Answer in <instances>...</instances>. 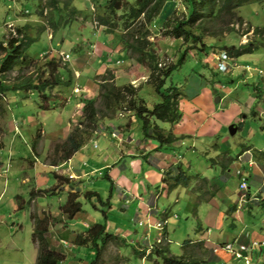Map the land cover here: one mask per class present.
I'll return each instance as SVG.
<instances>
[{
	"label": "rangeland",
	"instance_id": "obj_1",
	"mask_svg": "<svg viewBox=\"0 0 264 264\" xmlns=\"http://www.w3.org/2000/svg\"><path fill=\"white\" fill-rule=\"evenodd\" d=\"M58 1L59 10L55 11L51 0H0V43L7 46L10 38L18 36L17 28H22L24 34L37 38L27 50V54L34 59V66L24 74L36 75L37 68L43 67L51 58L59 60V53L70 55L69 63L62 62V66L73 74L72 87H59L51 91L50 110L40 108L39 95L35 91L8 92V111L5 118L0 117V264H36L38 249L33 242L31 214L36 213L43 217V212H51L56 218L60 209L62 212L61 206L68 199L67 192L49 196L40 194L46 187H53L56 183L54 170L49 164L62 155V151L57 154L56 147L62 145L73 130L84 128L81 125L83 99L96 100L100 111L99 129L106 122V117L102 116L105 112L103 102L98 93V83L103 80L106 71L110 70L115 76L116 85L132 83L135 87H140V95L150 107L161 102L160 95L146 83L148 69L136 61L131 51H124V44L120 41L121 33L106 34L105 28L96 21L97 15L105 12L108 0ZM173 1L169 0L162 14L150 24L148 39L157 49L162 64H177L184 56L182 64L166 82V87L177 86L183 93L180 101L183 117L172 128L175 135L181 137V141L170 151L162 152L167 156L158 154L162 171L155 163L150 164L146 158L133 160L134 158L128 156L109 167L110 173L114 170L113 176L119 181L116 182L115 189H112V184L106 177L108 169L99 174L94 173L93 178L87 179V188L81 189L82 212L75 219L66 220L71 232L63 235V242H60L58 236L63 233L62 228L53 233L52 228L50 229L51 241L56 246L61 245L57 249L67 255L61 264H89L95 259L96 250L75 246L72 235L87 231L89 226L105 224V214L108 215V231L111 234L116 235L120 225L119 228L126 229L128 235L120 232L119 240L107 246L102 255V264H164L160 258L148 256L151 249L148 248L150 252H147L144 243L147 239L150 244H154V236L159 232L151 227L153 237L147 235L150 221L147 216L144 219L138 218L139 210L136 209L140 205L137 199H129L135 190L138 198L144 199L146 209L154 207L160 211L157 220L160 218L163 222L162 213L167 212L165 218L169 221V235L166 238L164 230H159L162 235L156 243L168 245L173 255L182 256L185 250L194 249L196 258L210 264L211 260H220L221 255L227 253L223 251L226 244L234 242L240 245L237 241L243 229H248L264 239V208L261 205L264 201L263 197L256 199L259 194L264 196V160L260 161L255 155L258 151H264V35L256 33L257 29L264 28V1L243 5L236 11V18H241L242 23L231 22L227 27L224 26L225 29L220 30L217 37L204 38L206 45L218 48L240 47L250 42L258 44L256 51L237 58L228 57L221 52L204 53L199 49L189 48L191 43L183 39L168 36L165 33L167 29L161 24L163 20L174 9V18L187 15L185 4L181 0ZM67 3L68 8L65 7ZM106 53L110 54L109 58ZM102 54L103 60L99 59ZM83 56L87 58L86 62H82L87 67L84 74L89 76L91 72L93 79L95 78L93 83L77 82L80 75L74 69L77 67L76 61ZM3 57L4 54L0 52V66ZM94 58H98L96 62ZM107 59L111 61L110 67L106 66ZM117 59L122 61L114 65ZM18 70L8 75L7 85L15 82ZM217 97L220 98L219 103L216 102ZM15 117L23 119L25 129L14 121ZM107 118L111 119L109 116ZM130 118L131 132L135 140L142 143V122L135 115L131 117L129 112L119 113L112 120H108L106 126L116 128L125 125ZM242 121L243 128L238 131L236 126V134L230 135L229 126ZM159 125L166 131L171 129L169 123L160 122ZM102 129V134L93 135L94 144L90 141L85 144L87 148L83 153L90 159L103 153L109 144L107 140H113L110 138L111 133L105 131L104 127ZM115 134L118 136L116 139H122L119 132ZM149 141L146 139L145 142ZM112 142L116 144L115 140ZM34 143H37L36 150L33 149ZM249 148L251 149L248 150ZM136 160L139 161L138 164H131ZM248 160L256 168V173L253 175L250 169L252 175L246 176L249 181L247 192H244L240 189L241 179L237 171L245 170L241 163ZM120 164L126 167L123 172H120ZM172 164L176 166L172 167ZM179 165L192 177L190 187L180 186L170 190V181L165 184L162 178L158 184H151L146 179L147 170L156 171L163 177L170 168L176 170ZM227 166L228 170L225 171ZM59 168L61 167H55L58 174L73 178V175L60 173ZM198 178H206L208 185L205 187ZM143 185H150L151 195L148 190L140 192ZM119 188L126 189L123 197L118 193ZM198 188L202 189L201 194L196 193L195 189ZM33 190H37L38 196L31 202ZM88 191L97 193L101 201L87 200L84 194ZM158 191L160 196L155 199ZM215 191L214 198H211ZM250 191L254 194V199L250 202L253 210L251 213L244 209L245 196ZM18 196L24 199L23 209H20L17 202ZM127 197L130 201L128 203ZM202 198L210 201H202ZM150 201L152 206H149ZM235 204L238 205L236 214L231 213L229 208ZM125 206L128 207L127 210H123ZM57 220H60V216ZM201 238L209 240L210 243L206 244L204 241L203 245H197ZM187 240L196 243L185 246ZM260 246L263 254L261 260L259 258V264H264V244L260 243L259 249ZM143 252L146 253L144 258L141 255ZM256 261L254 259L253 263L256 264ZM235 263L243 264L244 261L235 259L232 264Z\"/></svg>",
	"mask_w": 264,
	"mask_h": 264
},
{
	"label": "trees",
	"instance_id": "obj_2",
	"mask_svg": "<svg viewBox=\"0 0 264 264\" xmlns=\"http://www.w3.org/2000/svg\"><path fill=\"white\" fill-rule=\"evenodd\" d=\"M168 1L108 0L105 6V12H101L96 17L98 24L105 28L104 32L106 34L121 33L120 41L124 44V51H131L136 61L148 69L149 77L146 83L151 85L161 97L160 103L150 107L148 102L141 97L140 87H135L132 83L116 85L114 82L115 76L108 70L103 80L98 83V93L105 111L102 113V116L114 118L121 112H129L131 115H135L142 122L144 138L154 141L157 144L154 152H168L181 141V137L176 136L172 128L180 123L183 117L180 108L183 93L177 86L172 85L166 87V82L172 76L174 70L182 64L184 56L177 64H162L157 49L148 39L150 24L162 14ZM254 1L263 2L264 0H181L187 8V15L184 14L183 18H174L172 17L175 11L174 9L173 13L166 17L161 24L167 29L165 33L168 36L183 39L185 42L191 43L192 46L189 45V48H196L204 53L212 51L215 54H219L221 52L228 57L237 58L253 53L258 49V44L250 42L240 47L218 48L206 45L204 38L207 36L217 37L220 30L225 29L224 26L231 22L242 23L241 18H236V11L243 5ZM51 2L55 5L54 10H59L57 7V5L59 6V1L51 0ZM68 6L69 3L65 4L66 8ZM73 13L75 12L73 11ZM17 32L18 36L10 38L7 46H4V43H0V52L4 54L0 66V117L2 118H5L8 111V104L6 102L10 90L25 93L35 91L39 95L40 108L50 110L51 91L59 87L70 88L73 84V74L62 66L60 58L59 60L57 58H51L43 67L37 68L36 75L32 73L26 76L24 73L34 66V59L27 54V50L37 38L24 34L22 28H17ZM256 33L263 36L264 28L257 29ZM204 66L208 67L207 64ZM17 69L19 70L15 82L10 86L7 85L8 75ZM64 73L66 74L64 75ZM64 99L67 101L66 97H63ZM82 102H84V107L82 110L81 125L84 128H76L73 130L67 137V140L62 145L56 147L55 151L57 154L62 151V155L53 161L55 163L53 164L54 166L70 159L88 141V137L99 128L100 111L96 106V100L83 99ZM160 122L169 123L171 129L166 131L159 125ZM243 124V121L235 124L238 127V131L243 128ZM36 146L37 143H34V150H36ZM255 155L260 161L264 160V151H258ZM145 158L147 159V157ZM174 165L172 164L171 166L173 167ZM244 169L250 173L249 168L244 166ZM227 170L228 166L225 167V171ZM166 173H164L163 182L165 184L169 181L172 182L168 184L170 190H174L180 186H191L192 177L188 176L180 165L176 167V170L170 168ZM55 178L61 182L60 184H64L63 180H66L58 174H55ZM107 179L109 178L107 177ZM198 179L204 183L205 187L208 185L206 178ZM57 188L58 186L45 192L50 193ZM195 190L198 194L202 193V189L198 188ZM215 193L216 191L212 192L211 198H214ZM251 194L246 195L247 205L245 204V209L249 213L253 211L250 204L253 198ZM84 195L87 200H91L92 196H98L95 192H89ZM37 196V192L33 190L31 192V201ZM198 197L201 196L198 195ZM256 197L257 199L263 197L262 199L264 201V196L259 194ZM80 198L81 194L78 192H70L68 194V200L62 206V213L67 219L73 220L76 215L82 212L83 205L80 202ZM17 201L20 209H23L25 202L21 200L20 196L17 197ZM202 201L207 202L210 200L203 199ZM261 205L264 208V202ZM229 208L231 209V213H235L238 205H230ZM31 220L33 222V242L37 245L38 249L36 264H61L66 260L67 256L53 249L47 236L53 223V217L45 212H43V217L32 213ZM119 238V236L111 234L105 224H95L88 228L87 231L77 233L73 240L75 246L88 247L96 250L95 259L89 264H102V255L105 249L110 243L118 241ZM189 242L186 241L185 244ZM203 243L205 242H199L197 245H203ZM254 250V258H260L263 249L261 247L259 249V246H256ZM135 252L139 254L138 251L135 250ZM141 255H143L142 258L146 257L145 252ZM185 255L187 253L183 256L171 254L169 246H164L162 242L153 244L151 252L148 254L149 257L160 258L164 264H207L205 260H200L192 256L193 253L190 256Z\"/></svg>",
	"mask_w": 264,
	"mask_h": 264
},
{
	"label": "crops",
	"instance_id": "obj_3",
	"mask_svg": "<svg viewBox=\"0 0 264 264\" xmlns=\"http://www.w3.org/2000/svg\"><path fill=\"white\" fill-rule=\"evenodd\" d=\"M106 55H107V58H109L110 56V54L108 55L107 53H106ZM112 55H113V53H112ZM109 56V57H108ZM104 59V55L102 54V56L100 57L99 56V59ZM85 59H87V58H85L84 56L83 57H81L80 59H79V61H76V64H77V67H76V69H74L75 70V72H77L79 75H80V78H79V80L77 81V82H81L82 83V81H85L87 84L91 81L92 82V80H94L93 79V77H92V75H91V72H90V74H89V76H86L84 73H85V70H86V68H85V66H84V64H82V62H86V60ZM95 59V58H94ZM96 59H98V58H96ZM96 59H95V62H96ZM102 59V60H103ZM88 60H90V58L88 59ZM119 59H117V61H118ZM99 61V60H98ZM95 62H93L94 64H92V66H94L95 65ZM109 62H111L110 61V59H107V67H110L111 65H110V63ZM80 64H82V67L80 66ZM102 68V67H101ZM101 68H99V69H101ZM98 69V70H99ZM84 79H86V80H84ZM81 80V81H80ZM89 81V82H88ZM95 81H97V80H95ZM93 83V82H92ZM84 86H85V84H84ZM86 88H88V86L86 85L85 86ZM93 89V88H92ZM70 99H68V101H69ZM77 101H78V99H77ZM130 116V115H129ZM131 117H133V115H131ZM119 118V117H118ZM107 120H105L106 122L105 123H103L102 125V127H104L105 129H107L108 130V127H109V125H107L106 126V124H107V122H108V120H112V118L111 119H108V118H106ZM15 122H17V124L19 125V126H21V127H23L24 129H25V123L23 122V119H18L17 117H15V120H14ZM132 121V118H130V121L128 122H126L125 123V125H121V126H117L115 129L119 132V134L121 135V137H122V139H115V138H112V137H110V138H112L113 140H115L116 141V144H114L112 141L110 142L109 140H107L108 142H109V144H107V147H105V150L103 151V153H101L100 155H98L97 157H93V158H91L90 159V157L89 156H86L83 152L86 150V148H87V146L84 144L83 145V147H81L80 149H79V151H77L70 159H68V161L66 162V161H64V162H62V163H60L61 165L59 166V167H61V168H59L60 170H59V172L61 173V172H63V173H67V174H70V175H73L72 177L73 178H70L69 176H67L66 174H58L57 172H55L54 171V177H55V174H58V175H60V176H62V177H64L66 180H63L64 181V184H60L59 182H58V180L56 179V183H55V185L53 186L54 188L56 187V186H58V188L54 191H51L50 193H47V192H45L46 190H51V189H53V187H50V186H48V187H46V189H45V191H42L40 194L41 195H45V196H49V195H51V193H53V194H59V193H62V192H67V194H69L70 192H78V193H80L81 195H82V193H83V189H85V187L87 188V182L86 181H88L87 179H90V178H93L94 176H92L94 173H101V171H103L104 169H108L109 170V173L106 175V177H108L109 179H110V182H111V184H112V189H115V187H116V182L118 183L119 181H116L117 179L113 176V172H114V170L110 173V171H111V169H109V167L112 165V164H114V163H116V162H120V160H122V159H125V157H132V158H134L133 160H135V159H138V158H140V157H143V158H145V157H147V161L150 163V164H156L157 165V167L158 168H160V170L162 171L163 170V167H161V166H159L160 164H159V158L157 157L158 156V154H160V155H165V154H162V152H154V151H152L154 148H156L157 147V144L154 142V141H149V142H145L146 141V139L144 138V139H142V143H141V141L140 140H135V136L133 135V133L131 132V124H130V122ZM102 127H100V128H102ZM103 130V129H102ZM101 129H99V131H96V132H94L91 136H89L88 137V141H90V142H92L91 144H94L93 142H95V141H93L92 140V138H94L93 137V135L95 134V135H99V134H102V131ZM106 130V131H107ZM109 131V130H108ZM106 133H108V132H106ZM175 134V133H174ZM150 145H152V147H150ZM94 147H95V145H94ZM248 152H250V151H248ZM134 156H136V157H134ZM165 156H167V155H165ZM60 157V156H59ZM58 157V158H59ZM169 157V156H168ZM96 160H95V159ZM110 160H112L111 162H109ZM54 161V160H53ZM53 161H52V163H50L49 164V166L53 169V164H55V163H53ZM158 161V162H157ZM172 161H174V160H172ZM171 162V161H170ZM139 163V161L138 160H136V161H133L131 164H138ZM243 164H244V166L245 167H247V168H249V169H251V172L253 171V175H254V172H255V170H254V168L255 167H253L252 165H251V163L249 162V160L248 161H245V162H243ZM121 166H120V168H121V170H120V172H123L124 171V169H126V167L124 166V165H122V164H120ZM164 167H167V166H164ZM168 169V168H167ZM256 169V168H255ZM119 172V171H118ZM166 172V171H165ZM256 173V172H255ZM145 176H146V179H147V181L148 182H152L151 184H158V182H160V179H164V175H163V177H160V174H158L156 171H152V170H147L146 172H145ZM251 175H252V173H251ZM9 177V176H8ZM8 177H7V181H8ZM120 178V177H119ZM62 181V182H63ZM83 182H85L84 183V185H83ZM6 183H8V182H6ZM120 184V183H119ZM148 184V183H147ZM150 184V183H149ZM149 186V187H148ZM250 188V187H249ZM82 189V190H81ZM120 190H119V194H120V196L121 197H123V195H124V193L126 192V189H121V188H119ZM148 190V192H149V194L151 195L152 194V191L150 190V185H147L146 187L143 185V187L141 186V188H140V192L141 193H144V191L146 192ZM34 191H37V190H34ZM139 191V190H138ZM89 192H92V191H88V192H86V193H89ZM85 193V194H86ZM128 193V195H130V192L128 191L127 192ZM137 190H135V191H133L132 192V197L131 198H129V197H127V200H126V203H128V202H130L129 201V199L130 200H136L137 199V201H138V205H140V206H138L137 207V209H136V211H138V214H137V216H138V218L140 217V218H143L144 219V217H146L147 216V219L150 221V225L148 226V228H149V231H148V236L149 237H153V234H152V232H150V229H151V227H152V229L153 230H155V231H157V232H159L157 235H155L154 236V238H155V243L157 242V241H159L160 240V237H161V233H160V231L159 230H157L156 228H154V226H153V224H157V223H159V222H161V219L159 218L158 220L156 219V217H157V214H159V210L158 209H156L155 210V208L154 207H149L148 209L149 210H151V211H148V209H146L147 208V205H146V208H145V205H144V199L142 198V197H140V199L138 198L139 196L137 195ZM160 192L158 191V194L155 196V199H158L159 198V196H160V194H159ZM218 193H219V191H218ZM250 193H251V191H250ZM159 195V196H158ZM252 196L254 195V194H251ZM129 198V199H128ZM99 200V201H101V199H100V197H99V195L97 196V197H95V196H92V198H91V202L93 201V202H95L96 200ZM254 198H252L251 200H253ZM21 200L23 201L24 199L21 197ZM35 199H33V201H34ZM68 200V199H67ZM18 202V201H17ZM24 202V201H23ZM32 202V201H31ZM36 202V201H35ZM153 202H154V200H153ZM151 205V201L149 202V206ZM111 207L113 206V205H110ZM152 206V205H151ZM62 207V206H61ZM128 209V207H124L123 208V210H127ZM141 209V210H140ZM245 209V208H244ZM144 210H146L147 212L146 213H144ZM154 210V211H153ZM151 212V213H150ZM156 212V213H155ZM45 213H47V212H45ZM48 214H50L52 217H54V215L51 213V212H48ZM167 214V212H164V213H162V219H163V221H165V220H167L168 221V219L167 218H165V215ZM236 214V213H235ZM154 215H155V217H154ZM220 215V214H219ZM60 216V220L58 221L57 220V218ZM78 215H76V217H77ZM221 216V215H220ZM219 216V217H220ZM75 217V218H76ZM74 218V219H75ZM104 218H105V220L107 221L106 223H105V225L107 226V230H108V215H104ZM221 218V217H220ZM219 218V219H220ZM55 220H57V221H55ZM66 220H67V217L65 216V215H63V213L61 212V209H60V214H58L57 215V217L55 218L54 217V221H53V223H52V225H51V227H50V229L52 228V231H51V233H53V232H55L56 231V229H59L60 227L62 228V232L63 233H60L59 234V238H60V242H63L62 241V237H63V235H65V234H68L69 233V231H70V228L68 227V225H67V222H66ZM57 222V223H56ZM168 226H169V221H168V224H167V226L164 228V235H165V237L167 238L168 237V232H167V229H168ZM120 227V225H118V227H117V233H115L117 236H119V237H121L120 236V232H122V235H125V234H127L128 235V233H126V229L125 230H122L121 228H119ZM249 230L248 229H243L242 230V232H241V237H240V239H238V243H240V244H243V245H250L253 241H258V242H260V243H262V244H264V239L263 238H259V236H257L255 233H253V232H248ZM71 232V231H70ZM77 233H75L74 235H72V239H74V237H75V235H76ZM152 234V235H151ZM51 235V236H50ZM47 236H48V239H49V242L51 243V246H52V248L53 249H55V250H58L57 248H61L62 246L61 245H59V246H56V244H54L52 241H51V238H52V234H50V230H49V232H48V234H47ZM248 237H249V239H248ZM53 238H54V236H53ZM187 241H190L189 243H187V244H185V246L186 245H188V246H191V245H193L194 243H196V242H194V241H192V240H187ZM206 242V244L207 243H210L209 242V240H205V239H203V238H201V240L200 241H197V242ZM262 241V242H261ZM145 242V241H144ZM154 243V244H155ZM234 243V242H233ZM58 244V243H57ZM144 244H146L145 246H146V248H147V252H150L149 251V249L148 248H150L151 249V247H152V245H153V243L152 244H150L149 243V240H147L146 239V243H144ZM261 247V246H260ZM59 252H61V253H63L62 251H61V249H59L58 250ZM225 252V251H224ZM187 253V255H191L192 253H193V255L192 256H195L196 254V251H194V249H193V252H192V250H190V251H186L185 250V252L183 253V255L184 254H186ZM64 254V253H63ZM120 254V253H119ZM262 254H263V252H262ZM262 254H261V256H260V260H261V258H262ZM182 255V256H183ZM187 255H185V256H187ZM67 256V255H66ZM121 256H124V255H121ZM222 257L220 258V260H216V261H213V260H211V263L210 264H214V262H216V264H232L233 263V261L235 260L229 253H224L223 255H221ZM142 260V259H141ZM237 262V261H236ZM239 262V261H238ZM259 264V258H257V261H256V264ZM264 263V262H263ZM236 264V263H235ZM239 264V263H238ZM242 264V263H241ZM244 264V263H243Z\"/></svg>",
	"mask_w": 264,
	"mask_h": 264
},
{
	"label": "built area",
	"instance_id": "obj_4",
	"mask_svg": "<svg viewBox=\"0 0 264 264\" xmlns=\"http://www.w3.org/2000/svg\"><path fill=\"white\" fill-rule=\"evenodd\" d=\"M69 59V55H65L64 56V60H68ZM119 64V62H118ZM114 137H117L115 134V132L112 134ZM237 174H239L241 176V184H240V188L242 190H246L247 189V177L246 174L244 172H242L241 170L237 171ZM167 224L166 221L164 222H159L156 225H153L154 228L158 229V230H162L164 229L165 225ZM257 245V242H253L252 245H237L235 246V244H226L223 247V250L227 253H229L231 256L235 257L238 260H243L246 264H250V258L247 255L248 253L252 252L254 247Z\"/></svg>",
	"mask_w": 264,
	"mask_h": 264
},
{
	"label": "clouds",
	"instance_id": "obj_5",
	"mask_svg": "<svg viewBox=\"0 0 264 264\" xmlns=\"http://www.w3.org/2000/svg\"><path fill=\"white\" fill-rule=\"evenodd\" d=\"M65 55H69V54H61L60 55V53H59V57H60V59H61V61L62 62H66V63H69V61H70V59H71V57H70V55H69V59L68 60H64V56ZM122 60H118L114 65H117L118 64V62L120 63ZM220 63H222V62H220ZM72 87V86H71ZM74 93V95H76L75 94V92H73ZM70 99V98H69ZM235 125V124H234ZM236 126V125H235ZM99 129V128H98ZM101 130H102V128H100ZM107 129H105V131H106ZM108 130H109V132L111 133V137L112 138H115L112 134L114 133V132H118L114 127H112L111 125H109V127H108ZM107 130V131H108ZM102 131H104V130H102ZM118 137V136H117ZM116 139V138H115ZM68 161V160H67ZM66 161V162H67ZM251 163V162H250ZM242 165H244L243 163H241ZM252 164V163H251ZM61 164H59V165H57V166H53V170L55 171V167L56 168H58L59 166H60ZM241 170V169H240ZM242 172H244L245 174H246V176L248 175V174H250L249 173V171H244V170H241ZM56 172V171H55ZM239 177H240V179H241V176L239 175ZM250 177H252V176H250ZM248 181H249V179L247 178V187H248ZM241 184V183H240ZM241 189V188H240ZM242 190V189H241ZM249 190H250V188H249ZM244 192L246 191L247 192V190H243ZM252 197H254V196H252ZM245 198H246V196H245ZM257 199V198H256ZM252 201V200H251ZM245 202H246V199H245ZM165 221H167V220H165ZM164 222V221H163ZM162 223V222H161ZM153 225H156V224H153ZM167 225H165V227H166ZM91 226H89L88 228H90ZM164 227V228H165ZM164 230V229H163ZM253 242H257V245L256 246H259V242L258 241H253ZM253 242L251 243V245L253 244ZM65 243V245H67V241H65L64 242ZM230 244H235V246H237V244L236 243H233V242H231ZM240 245H243V244H240ZM250 246V245H249ZM255 246V247H256ZM224 247V246H223ZM224 251V250H223ZM254 252H255V250L253 249V251L252 252H250V253H248L247 255L249 256V258H250V264H255V263H253L254 262V259H256V258H254ZM233 257V256H232ZM234 259H236L235 257H233ZM236 260H238V259H236ZM245 263V262H244ZM246 264V263H245Z\"/></svg>",
	"mask_w": 264,
	"mask_h": 264
},
{
	"label": "water",
	"instance_id": "obj_6",
	"mask_svg": "<svg viewBox=\"0 0 264 264\" xmlns=\"http://www.w3.org/2000/svg\"><path fill=\"white\" fill-rule=\"evenodd\" d=\"M219 101H220V98L217 97L216 98V102L219 103ZM236 132H237V127L234 124L230 125L229 126V133H230V135L234 136L236 134Z\"/></svg>",
	"mask_w": 264,
	"mask_h": 264
}]
</instances>
